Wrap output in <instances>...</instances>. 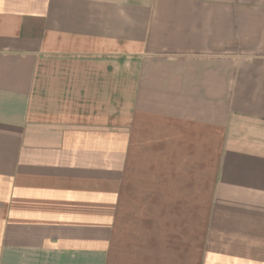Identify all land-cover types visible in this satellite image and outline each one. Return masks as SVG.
I'll use <instances>...</instances> for the list:
<instances>
[{
    "label": "crops",
    "instance_id": "0c3cea01",
    "mask_svg": "<svg viewBox=\"0 0 264 264\" xmlns=\"http://www.w3.org/2000/svg\"><path fill=\"white\" fill-rule=\"evenodd\" d=\"M0 264H264V0H0Z\"/></svg>",
    "mask_w": 264,
    "mask_h": 264
}]
</instances>
